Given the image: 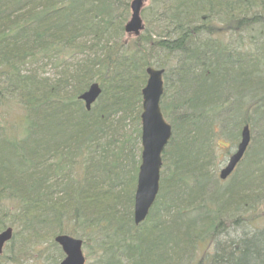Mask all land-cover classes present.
Returning <instances> with one entry per match:
<instances>
[{
    "label": "trees",
    "instance_id": "trees-1",
    "mask_svg": "<svg viewBox=\"0 0 264 264\" xmlns=\"http://www.w3.org/2000/svg\"><path fill=\"white\" fill-rule=\"evenodd\" d=\"M129 1L0 0V231L20 224L29 244L46 231L88 233L95 236L93 264H185L182 255L208 243L210 264H264V224L256 227L250 217L245 225L239 219L228 225L234 215L264 206V111L254 120L257 137L249 124L250 144L224 184L208 170L219 144L218 138L212 143L219 136L211 131L214 119L229 141L239 137V125L218 116L217 99L207 97L219 92L217 78L229 73L234 91L260 85L257 77L250 85L235 80L255 59L239 51L231 56L222 42L247 27L248 17L261 21L263 15L250 12L257 0H148L141 15L154 17L145 18L141 34L127 37ZM159 51L177 60L170 102L165 65L157 67L164 69L160 105L172 118V136L157 197L135 225L140 90L151 54ZM47 62L60 70L54 80L38 71ZM93 82L101 93L85 110L78 96ZM14 105L17 120L9 112ZM127 120L133 144L124 138ZM131 148L138 150L133 175L122 182Z\"/></svg>",
    "mask_w": 264,
    "mask_h": 264
},
{
    "label": "rangeland",
    "instance_id": "rangeland-1",
    "mask_svg": "<svg viewBox=\"0 0 264 264\" xmlns=\"http://www.w3.org/2000/svg\"><path fill=\"white\" fill-rule=\"evenodd\" d=\"M261 0H257L252 4V8L250 10L253 11L252 13H255L257 15H263L261 21L257 22L254 21L253 18L248 17L247 27H243L241 29V32L238 34L230 33L226 34L222 42L228 43V50L230 51L231 56L234 55L235 51H239L240 54H249L251 60L255 59V62H250L249 66H243V71L239 72H247L245 76H241L239 79H235L236 81H239L238 83H247L251 84L252 80H254L256 77L260 78V85L257 87H253L251 89L247 90H238L234 91L233 89L235 86H237L236 82H229L228 78L229 73L225 76L222 75L217 78L216 83L222 84L220 86L219 92H210V96H207L208 99L210 98H216L217 100L221 97V101H217V112L218 116L222 117L224 114L226 116H229L231 119L234 117V115H230L228 113H237L239 110L242 109L241 113L238 115L236 119V124L239 125V131L241 126L243 125V122H248L252 124V133L257 137L258 132H260L259 127L255 126L254 120L257 116L255 112V108L252 105H256V108L262 107L260 109L261 113L264 111V58L262 55L263 49L260 48L261 45L264 42V6L260 4ZM149 3L148 0L144 3L143 7H146ZM250 14L249 16H251ZM143 23L146 24L145 18L147 20H151L154 15L153 14H147L146 16H142ZM153 59L151 54V62L152 66L158 67V64H164L165 65V71H167V77L170 81L168 91L165 93L164 97L166 101H169L171 98V86L175 85V82L177 80V60L174 59L169 54H165L162 51H159L158 53H153ZM39 73L42 76L51 78L54 80L59 74L60 70L59 68H56L54 65L50 64L49 62L40 65ZM194 88V84H193ZM206 99V100H208ZM235 100H240V102H233ZM170 102V101H169ZM219 102V103H218ZM250 103L252 105H250ZM236 108H239L238 110H235ZM9 112L12 114L13 119L17 120L16 118L20 115V110L14 105L13 107L9 109ZM165 119L168 123L172 124V118L171 116L166 117ZM217 117L214 119L215 124L213 125V128L211 131L218 134L219 136H215L213 138V145H214V139L218 138L219 144H216L213 146V159L208 165L209 172L213 175H217L218 170L223 166L225 163L229 153L235 148L236 142H231L227 138H225V135L220 134V129L222 128L219 124V120H216ZM124 138L126 135H128L130 139V143L133 144V125L130 121H125L124 123ZM231 136V133H229ZM232 137V136H231ZM239 139V137H238ZM256 141V138H255ZM136 143V141H135ZM101 144H103V141H101ZM101 146V145H100ZM140 146V143L137 145V147ZM93 148H88L84 151V155L81 157L82 160L84 158L86 159V155H90ZM99 151V150H98ZM98 151L95 153L99 154ZM131 158H129L125 164H123L126 168L125 172L126 174L122 177V182L130 181L131 176L133 175L132 166L130 165V162L132 159L136 161L138 150L136 148H131ZM99 155L96 160H98ZM84 166V163L80 162L78 164L79 168H82ZM138 166V165H137ZM78 171H81V169H77ZM75 171V170H74ZM120 175V173H119ZM72 177L79 178V175L75 172L73 173ZM136 182V180H135ZM219 182V181H218ZM225 182V181H224ZM224 182H222L224 184ZM218 185V183L216 184ZM61 188V187H59ZM259 212H252L249 214L241 213L234 215L228 225L234 226V221L242 223L245 225L247 224L248 220L251 218H254V223L256 227H262L264 224V217L262 216L261 211H263L264 214V206H259ZM247 216V217H246ZM259 216V217H258ZM239 217V218H238ZM248 220H247V219ZM259 218V219H257ZM253 220V219H252ZM13 230V234H16L13 238L14 241L11 243H8L3 248V253L0 257V262H3L2 264H58L63 255H60L61 251L59 247L54 242L56 234H50L49 231H46L43 234V237L40 238V240L35 244H29V243H23L22 240L24 238L25 233L23 232L22 227L20 224H17L16 226H11ZM65 229H71V224L65 225ZM65 234V233H61ZM60 235V234H59ZM67 235V234H66ZM74 235V234H73ZM76 238L81 239L83 242H86V246L83 244L82 246V252L85 257V264H93L94 261L97 259L98 255L94 252L92 245H94V242L92 239H95V236H91L90 234L86 233L83 237H78L74 235ZM86 240V241H85ZM60 251V253H59ZM100 255V252H98ZM213 254V247L208 244H201L199 249L190 252L185 253L180 257V260L182 262H185V264H210L209 262V256ZM13 259V261H11Z\"/></svg>",
    "mask_w": 264,
    "mask_h": 264
},
{
    "label": "water",
    "instance_id": "water-1",
    "mask_svg": "<svg viewBox=\"0 0 264 264\" xmlns=\"http://www.w3.org/2000/svg\"><path fill=\"white\" fill-rule=\"evenodd\" d=\"M144 0H132L130 3L131 15L125 24L124 30L128 34L138 35L142 30L140 10ZM147 81L143 87L141 120V163L138 168L137 183L134 194L133 221L135 225L141 223L158 192L159 169L161 166L160 154L170 137V126L165 122L159 107L162 94V70L147 68L145 70ZM100 90L96 84L91 85L87 91L80 95L84 107L89 110L96 100ZM249 141V132L244 127L236 151L230 156L226 166L219 173L220 179H225L241 158ZM12 236V229L6 228L0 232V253L5 243ZM64 254L59 264H84L82 242L67 235H59L54 239Z\"/></svg>",
    "mask_w": 264,
    "mask_h": 264
}]
</instances>
